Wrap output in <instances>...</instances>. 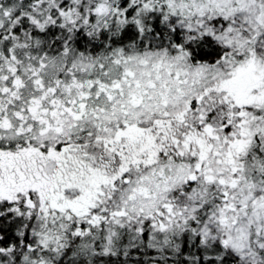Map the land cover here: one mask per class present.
Segmentation results:
<instances>
[{
    "label": "snow or ice",
    "instance_id": "snow-or-ice-1",
    "mask_svg": "<svg viewBox=\"0 0 264 264\" xmlns=\"http://www.w3.org/2000/svg\"><path fill=\"white\" fill-rule=\"evenodd\" d=\"M0 264H264V0H0Z\"/></svg>",
    "mask_w": 264,
    "mask_h": 264
}]
</instances>
